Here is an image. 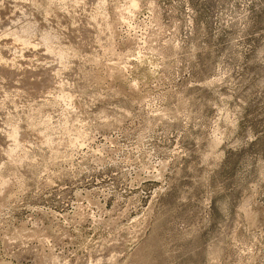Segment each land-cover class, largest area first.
<instances>
[{"label":"rangeland","instance_id":"374dc122","mask_svg":"<svg viewBox=\"0 0 264 264\" xmlns=\"http://www.w3.org/2000/svg\"><path fill=\"white\" fill-rule=\"evenodd\" d=\"M0 264H264V0H0Z\"/></svg>","mask_w":264,"mask_h":264},{"label":"bare ground","instance_id":"6f19581e","mask_svg":"<svg viewBox=\"0 0 264 264\" xmlns=\"http://www.w3.org/2000/svg\"><path fill=\"white\" fill-rule=\"evenodd\" d=\"M10 10V9H9ZM12 12V11H11ZM14 13V12H13ZM9 14H11V13H9ZM15 14V13H14ZM11 15H13V14H11ZM16 16H17V14H15ZM7 17H8V14H7ZM13 18V17H12ZM11 19V18H10Z\"/></svg>","mask_w":264,"mask_h":264}]
</instances>
